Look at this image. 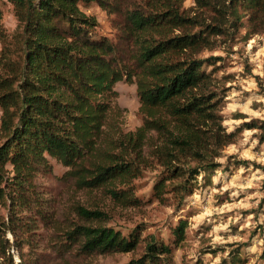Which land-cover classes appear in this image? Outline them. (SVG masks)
I'll use <instances>...</instances> for the list:
<instances>
[{"label":"trees","instance_id":"1","mask_svg":"<svg viewBox=\"0 0 264 264\" xmlns=\"http://www.w3.org/2000/svg\"><path fill=\"white\" fill-rule=\"evenodd\" d=\"M7 1L17 25L11 33L0 27V264H15L11 250L29 244L18 242L17 234L32 228L23 213L39 209L34 178L49 159L67 168L77 189L101 190L116 205L134 207L131 182L144 166L150 132L157 134L156 157H163L169 177L194 179L176 184L181 197L233 143L235 133L222 126L213 79L203 70L209 58L199 55L240 23L239 11L254 34H264V0H193L194 10L184 9L185 0ZM92 4L120 17L131 65L115 44L97 36L96 18L84 10ZM124 76L136 85L143 117L126 133L114 122V85ZM189 161L201 163L199 170ZM163 189L156 188L157 196ZM75 210L86 220H106L99 211ZM184 225L173 230L175 245L184 240ZM67 239L80 240L84 254L128 253L139 242L137 235L85 226ZM170 253L151 240L128 264H159Z\"/></svg>","mask_w":264,"mask_h":264},{"label":"rangeland","instance_id":"2","mask_svg":"<svg viewBox=\"0 0 264 264\" xmlns=\"http://www.w3.org/2000/svg\"><path fill=\"white\" fill-rule=\"evenodd\" d=\"M183 7L194 10L193 0H185ZM84 10L96 18L97 36L115 44L119 58L131 65L120 17L94 4ZM239 15L240 23L216 38L213 50L199 55L209 58L203 70L219 95L222 126L235 133L233 143L214 158V169L197 175L192 193L175 194L178 182L194 179L190 174L169 177L163 157H156L157 134L150 132L143 148L144 166L131 182L137 205L122 207L101 190L77 189L66 176L67 168L49 159V167L34 178L41 202L33 213H23L32 228L17 234L18 242L26 239L29 244L11 250L15 264H128L144 254L151 240L171 249L159 264H264V34H254L248 15L242 11ZM16 25L11 4L0 0V27L11 33ZM114 90L119 109L114 122L123 133L134 132L143 123L136 85L124 76ZM187 164L195 170L201 167L197 162ZM158 186L164 189L157 196ZM76 207L102 212L106 220L83 219ZM181 222L184 240L175 245L173 230ZM77 226L109 228L125 238L137 235L139 242L128 253L84 254L80 240L67 239Z\"/></svg>","mask_w":264,"mask_h":264}]
</instances>
